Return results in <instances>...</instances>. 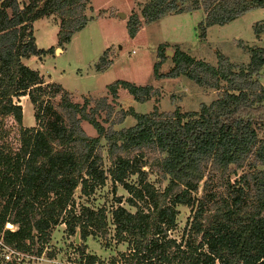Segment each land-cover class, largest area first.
Masks as SVG:
<instances>
[{
  "label": "trees",
  "instance_id": "obj_1",
  "mask_svg": "<svg viewBox=\"0 0 264 264\" xmlns=\"http://www.w3.org/2000/svg\"><path fill=\"white\" fill-rule=\"evenodd\" d=\"M39 1L28 0L20 6L17 0H0V229L9 221L17 225L14 231L4 230L12 239H31L33 234L45 238L59 218L69 234L77 231L80 239L91 234L105 240L104 209L79 205L75 211L72 197L77 186L88 194L104 183L103 138L111 164L110 181L126 190L123 200L133 210L115 196L116 204L109 210L112 239L126 242L125 251H114L105 261L87 253V264H264V140L256 133L264 122V85L259 80L264 79V46L249 47L245 66L238 67L220 53L211 63L175 48L173 65L160 72L165 49L158 44L154 77L184 73L198 85L221 91L209 102L199 103L198 109L161 112L153 105L150 111L136 112L130 108L119 111L114 119L105 116L108 125L104 126L94 116L99 107L111 110L104 97L89 106L87 97L82 103L72 101L61 84L44 80L38 70L23 62L53 51L52 45H36L33 20L56 15V40L62 45L90 18L84 13L91 6L89 0ZM184 1L147 0L140 15L149 21L182 11L187 9ZM191 2L190 8H201L204 13L199 23L202 35L210 24H223L252 7L264 6V0ZM138 23L136 15L128 21L130 36ZM263 28L262 22L253 24L255 33ZM105 65L96 63L95 67ZM118 86L138 101L156 91L149 83L118 78L106 85L112 99ZM19 95H26L32 104L33 125L21 122V106L13 100ZM55 96L58 102L54 104L51 98ZM126 113L134 117V123L112 127ZM82 119L90 123L95 135L85 132ZM13 134L15 146L8 140ZM148 150L158 153L157 180L165 181L161 187L148 181L146 172L128 155ZM244 164L247 169L236 179L224 180L223 192L206 191L207 182L222 179ZM134 172L136 181L126 180ZM203 177L204 190L196 196L193 191ZM178 203L188 206L190 215L176 238L167 231L176 225Z\"/></svg>",
  "mask_w": 264,
  "mask_h": 264
},
{
  "label": "rangeland",
  "instance_id": "obj_2",
  "mask_svg": "<svg viewBox=\"0 0 264 264\" xmlns=\"http://www.w3.org/2000/svg\"><path fill=\"white\" fill-rule=\"evenodd\" d=\"M17 1L20 6L28 2V0ZM145 1L147 0H89L91 6L85 9L84 13L90 18L80 29L73 32L67 43L62 45L56 40L58 26L56 15L50 14L37 18L31 23L35 43L38 47L52 45L53 51L39 56L32 55L23 59V62L38 70L44 80L49 78V81L61 84L68 91V97L72 101L82 103L84 97H87L89 106L99 102L100 97H104L110 104L111 110L108 113L103 107H99L94 116L107 126L108 121L104 120V117L114 119L121 110L128 111L131 108L136 112H147L153 105L161 112H170L173 109L194 110L198 109L199 103L209 102L221 91V88L198 85L184 73L174 77H154L152 64L157 59L158 44H163L165 50H170L169 53H164V60L158 68L160 72L169 70L173 65L171 54L175 48L182 49L195 59L200 58L211 63H215L216 54L220 53L238 67L245 66L249 47L264 46V28L258 33L253 31L255 22L264 23V6L252 7L226 23L210 24L205 27L202 35L199 23L204 13L201 8H190L191 0L184 1L187 9L163 14L149 21H145L139 11ZM119 12L124 13V16H120ZM133 15L139 18V23L135 35L130 36L126 25L132 20ZM166 42L170 43L165 44ZM99 57H103V60H99ZM105 60L110 62L105 65ZM96 63L105 66L96 69ZM118 78L135 84L149 83L156 91H153L147 99L138 101L123 87L118 86L116 95L112 99L106 85ZM259 80L264 85V79L260 77ZM221 85L223 81H220L219 86ZM13 100L21 106L22 124L33 125L35 122L32 115L33 107L27 96H15ZM51 100L54 104L57 103L58 96L52 97ZM8 120L14 121L12 117H8ZM133 121L132 115L126 113L122 120L113 123L112 127L127 126ZM80 124L87 134L95 135V130L89 122L82 119ZM256 130L258 139L264 140V122L257 126ZM8 140L12 146L17 145L14 134L9 136ZM100 146L102 168L106 174L104 183L96 185L88 194L81 193L77 186L73 190L72 197L75 211L79 205L104 209L108 225L105 240L101 236L88 234L84 239H79L76 247L86 253H93L105 261L114 251H125L126 248V242H113L112 239L109 210L116 204L115 196H120L121 203L127 208L133 210V207L123 200V197L127 195L126 190L119 183L113 186L110 181L108 169L111 164L106 158L103 138L100 139ZM128 155L136 166L146 172L147 180L155 187H161L165 183V181L157 180L155 162L157 152L148 150L145 154L138 155L136 151H130ZM246 169L247 164H244L242 167L235 168L233 172L229 171L222 179H212L205 185L206 191L223 192L224 180L228 177L232 182ZM136 178L137 174L134 172L130 173L126 180L135 182ZM203 179L204 177L199 181L197 189L193 191L196 196L204 190ZM175 206L176 225L167 233L179 238L190 210L188 206L180 203ZM63 214L64 211L62 216ZM12 225L7 226L15 228ZM71 235L66 232L64 222L58 218V222L51 226L47 239L52 245L63 248L66 245V239L70 241Z\"/></svg>",
  "mask_w": 264,
  "mask_h": 264
},
{
  "label": "built area",
  "instance_id": "obj_3",
  "mask_svg": "<svg viewBox=\"0 0 264 264\" xmlns=\"http://www.w3.org/2000/svg\"><path fill=\"white\" fill-rule=\"evenodd\" d=\"M14 224L5 221L0 229V264H87L85 262L87 253L77 249L72 235L70 241L66 239L63 248L52 245L47 239L48 235L39 238L38 235L33 234L31 239L25 237L17 240L10 238V235L4 231L5 229L14 231L17 228Z\"/></svg>",
  "mask_w": 264,
  "mask_h": 264
},
{
  "label": "water",
  "instance_id": "obj_4",
  "mask_svg": "<svg viewBox=\"0 0 264 264\" xmlns=\"http://www.w3.org/2000/svg\"><path fill=\"white\" fill-rule=\"evenodd\" d=\"M118 14H119L120 16H122V17L124 16V13H122V12H119ZM165 52H166V53H169L170 50H169V49H166ZM73 237H74V242H75V243H78L80 238H79V235H78V232H77V231L74 233Z\"/></svg>",
  "mask_w": 264,
  "mask_h": 264
},
{
  "label": "crops",
  "instance_id": "obj_5",
  "mask_svg": "<svg viewBox=\"0 0 264 264\" xmlns=\"http://www.w3.org/2000/svg\"><path fill=\"white\" fill-rule=\"evenodd\" d=\"M174 12H178V11H170V12H167V13H165V14H169V13H174ZM232 20V19H231ZM230 21V20H229ZM207 27V26H206ZM135 35V34H134ZM36 42V41H35ZM67 43V42H66ZM169 44L170 42H166L165 44ZM167 46V45H166ZM46 80H49V78H47ZM153 82H154V79H153ZM138 84V83H137ZM139 84H141V83H139ZM133 117V116H132ZM134 118V117H133ZM134 121H135V119H134ZM134 121H133V123H134ZM133 123H131V124H133ZM131 124H129V125H131ZM128 126V125H127Z\"/></svg>",
  "mask_w": 264,
  "mask_h": 264
}]
</instances>
